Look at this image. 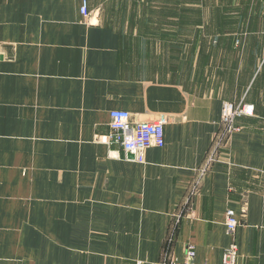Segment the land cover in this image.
Wrapping results in <instances>:
<instances>
[{"label":"crops","instance_id":"1","mask_svg":"<svg viewBox=\"0 0 264 264\" xmlns=\"http://www.w3.org/2000/svg\"><path fill=\"white\" fill-rule=\"evenodd\" d=\"M113 1L0 0V264H264V114L226 133L224 98L129 55ZM113 110L165 115L164 145L97 141Z\"/></svg>","mask_w":264,"mask_h":264},{"label":"rangeland","instance_id":"2","mask_svg":"<svg viewBox=\"0 0 264 264\" xmlns=\"http://www.w3.org/2000/svg\"><path fill=\"white\" fill-rule=\"evenodd\" d=\"M108 8L136 62L169 68L192 93L224 104L239 106L229 101L249 91L245 105L264 114V0H114Z\"/></svg>","mask_w":264,"mask_h":264},{"label":"built area","instance_id":"3","mask_svg":"<svg viewBox=\"0 0 264 264\" xmlns=\"http://www.w3.org/2000/svg\"><path fill=\"white\" fill-rule=\"evenodd\" d=\"M80 12L87 17L88 6L87 0H82ZM241 102L239 106L234 104H224L220 118V123L225 127L226 133L232 134L239 127L235 122L241 117H252L254 114L253 107ZM243 105L241 109L240 106ZM167 124L165 115L157 116L153 121H135L132 120L130 113L121 110H113L109 113V134L100 136L97 141L106 145L117 146L128 158L138 163L144 160V152L152 147H162L164 145V127ZM242 221V220H241ZM235 213L228 209L225 213V227L228 234H233L241 223ZM237 256V247L234 244L229 245L222 255V264H235ZM194 249L187 246L186 258L182 263L176 260L166 261L162 264H196L194 262Z\"/></svg>","mask_w":264,"mask_h":264},{"label":"water","instance_id":"4","mask_svg":"<svg viewBox=\"0 0 264 264\" xmlns=\"http://www.w3.org/2000/svg\"><path fill=\"white\" fill-rule=\"evenodd\" d=\"M128 158H129V159H132V157H131V156H128Z\"/></svg>","mask_w":264,"mask_h":264}]
</instances>
